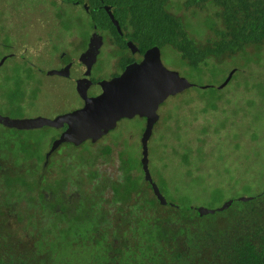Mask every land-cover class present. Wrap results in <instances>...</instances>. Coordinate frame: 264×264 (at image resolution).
Listing matches in <instances>:
<instances>
[{
	"label": "trees",
	"instance_id": "trees-1",
	"mask_svg": "<svg viewBox=\"0 0 264 264\" xmlns=\"http://www.w3.org/2000/svg\"><path fill=\"white\" fill-rule=\"evenodd\" d=\"M96 1L66 0L70 5L88 3L92 10L89 26L112 35L115 43L126 49L117 28ZM103 1L114 8L121 29L130 31V40L138 43L141 53L156 46L161 51L171 49L195 77L204 79V68L228 58H241L245 65L262 62L264 0H183L186 8L211 5L219 9L221 22L212 26L215 39L207 45L197 44L182 19L169 12L173 0ZM10 66V94L15 95V62ZM209 72L214 76L220 70L214 67ZM208 88L216 89L212 84ZM35 139L38 137L30 142L21 140L25 157L16 161L20 167L30 161L32 153L42 151ZM111 153L108 147L104 155ZM120 161L121 181L100 174L92 165L73 180L64 169L54 178L55 198L48 206L36 207L27 216L13 215L17 218L16 228L11 227L13 234L8 233L10 220L0 208V230L7 233V248L0 247V264H201L202 253L214 255L218 259L215 264H264V196L237 202L214 215L179 211L163 205L165 195L155 170L148 180L140 160L121 156ZM35 162H43V157ZM18 181L7 176V191L16 188ZM20 183L23 185L22 180ZM34 185L23 186L34 192L38 189ZM66 186L71 189L65 190ZM204 189L205 194L213 192L210 185ZM11 236L18 239L12 241L14 245L9 244ZM18 243L27 245L23 253L15 252Z\"/></svg>",
	"mask_w": 264,
	"mask_h": 264
},
{
	"label": "rangeland",
	"instance_id": "rangeland-1",
	"mask_svg": "<svg viewBox=\"0 0 264 264\" xmlns=\"http://www.w3.org/2000/svg\"><path fill=\"white\" fill-rule=\"evenodd\" d=\"M58 9L59 0H0V37L2 27H13L15 32L17 28L19 31L18 26L21 28L25 23V41H33V47H37L27 48L37 50L29 57L39 65L38 67H42L46 49L41 50L49 48L47 51L51 55L50 61L54 64L52 45H55ZM218 11L219 9L211 5L186 8L183 6V0H173L169 8L170 13L182 19L191 38L199 45H207L215 39L212 26L217 25L218 21L221 22L217 16ZM65 13L63 28L74 26L85 30L84 32L91 31L89 15L81 6L75 7L65 3ZM44 28H47L48 32L41 36ZM67 32L69 39L71 32ZM43 41L46 42L45 45ZM1 45L0 42V47ZM64 47L69 51L67 38ZM1 49L3 48H0V113L20 115L12 114L16 106H13L14 95L10 94V65L14 61L4 56ZM7 49L5 52H8ZM78 49L68 52L65 62L69 57H75L77 62L81 63L82 56L80 60ZM20 50L10 49L14 54L21 53ZM260 53V64L250 62L245 65V61L238 57L225 59L222 63L213 62L214 65L204 68L205 75L202 79L195 77V72L179 63L173 50L165 49L162 51L163 64L194 83L165 92L156 102V113L148 120L140 117L123 119L115 130L94 144L88 142L79 148L62 144L53 156V160L57 159L58 164L48 168L46 174L52 173L56 177L57 169L62 163L65 165L63 168H68L72 162V166L78 167V170L77 173L68 172L69 176L84 174L86 170L92 169L88 167L89 164L100 174L121 181L124 176L120 168L122 156L125 160H140L143 163V176L148 180L152 177V170H155L164 195L186 203L212 205L219 198L246 196L260 190L264 186V46ZM110 55L104 53L101 56L93 70L95 77L110 79L118 71L114 70ZM212 67H217L220 73L211 76L209 70L213 69ZM43 72L49 74H41L38 71V88L32 96L25 91L27 77L21 76L17 79L18 92L15 101L22 110H33V113L41 114V122L47 124L49 118L46 112L62 108L60 105L67 102L76 103L72 101L75 99L76 87L69 86V79L64 74H59L60 77L58 73L50 74L45 69ZM260 83H263V86ZM211 84L215 86V91L209 90ZM0 129L7 135L16 133L14 129L1 125ZM26 136L30 139L38 137L35 140L40 141L42 152L45 153L58 133L47 128L44 134L32 131ZM5 140L6 136L1 133L0 143ZM108 147L112 151L109 156L104 155ZM76 155H79L82 161L75 158ZM11 160L0 163V176L16 173ZM146 183L149 184V181ZM208 185L213 187L211 194H205L204 188ZM8 198L11 205L12 202L15 203L12 199L16 198ZM0 208L10 220L6 229L10 231L8 233L13 234L11 227L15 229L17 226V218L13 215L18 216L22 210L18 206L11 210L2 204ZM18 229L21 231V227L18 226ZM6 234L0 230V247L3 250L7 248ZM11 237V242L18 240L15 236ZM26 246L18 243L14 250L22 252ZM199 260L201 264H215L218 259L211 253H202Z\"/></svg>",
	"mask_w": 264,
	"mask_h": 264
},
{
	"label": "flooded vegetation",
	"instance_id": "flooded-vegetation-1",
	"mask_svg": "<svg viewBox=\"0 0 264 264\" xmlns=\"http://www.w3.org/2000/svg\"><path fill=\"white\" fill-rule=\"evenodd\" d=\"M98 1L101 4H98ZM98 1H96L95 3L99 8H102L106 12L105 7L108 6L111 8V11L114 14V8L111 5L104 3L103 0H98ZM65 3H67L66 0H65ZM73 5H75V7H78V5L81 6L82 9L84 10V12L85 11L87 12V15H89V18H90V15H92L91 6L88 3H83L82 5L81 4H73ZM65 14L66 13L64 11L63 17L65 16ZM56 18L58 19V15ZM63 20H62V23L60 25L58 32L56 31V24H55L56 38H54L55 39V43H54L55 45H52V50H54L53 56H52L54 58V64H52V62L50 61L51 55L49 54V51H47V50H49V48H44L41 50V51H45V49H46V51H47V52L45 51L46 56H44V58H43V59H45L44 65H42V67H44V68H42L41 66L38 67L39 65L34 63L33 60L29 57L32 54H34V52H36L37 50H35V49L27 50V48L32 49V48H37V47H35V46L33 47V43H31L33 41H30V42L25 41V39L23 37V31H25V29L27 28V25L25 23L21 26V28H20V26H18L19 31L17 28V31H15V32L13 31V27H8L6 29H5V27H2V33H1V37H0V42L2 43V45L0 48H3V49H1V51H4L3 52L4 56L11 59V61L13 60L15 62V75H14L15 81L14 82L17 86V90L15 91V95L13 97V102H14L13 106H16V107H15V110H13L12 114L33 113V110H27V111L22 110L19 107V105L17 104V102L15 101L16 93L18 92L17 79L21 76L27 77V84L25 86V91L29 96H32V94H34V92H35V89L38 88V85H37V81L39 80L38 79V71L41 72V74H42V73H44L43 70L45 69L47 72H50V74H53V73H55V74L58 73L57 75L64 74L67 76V79H69L68 80L69 86H72V88H75L74 84L72 83V77L73 76H79V75L83 74V72H86V74L90 77L92 84H95V83L102 81V80H112L113 78L120 76L129 64L135 63V62L140 63L141 60L143 59V56L145 53H141L140 48L138 46V43L136 41L130 40V36H129L130 31H124L123 29H121V32H118L120 34V36L122 37V40H124V42L127 45L126 49H122L117 43H115V39L113 38L112 35H110V37H109L106 33H103L99 29L93 28L91 26H90V28H91L90 32H84L85 30L81 29L80 27L77 28L74 26H71L68 29L63 28ZM25 21L26 20H24V22ZM56 22H57V20H56ZM67 31H69V33L71 32L69 39L67 36V33H68ZM47 32H48L47 28H44V29H42V33L40 35L42 36L43 33L47 34ZM36 35H38V34H36ZM49 35H51V34H49ZM49 35H48L49 40H51L52 38ZM61 37L63 38L62 49L59 45V41H60ZM66 38H67V43L69 45V51H66V49L64 47V43H65ZM11 41H13V43ZM129 42H131L136 47V49H138V50L133 52V50L128 47ZM45 44H46V42H44V45ZM6 48H8L7 49L8 52H5ZM10 49H21L20 50L21 53L14 54L10 51ZM77 49H78V51H80V55H79L80 60H81L80 56H82L83 54H88V56L90 55V57H91L92 55L89 52H92L94 50V52H93L94 60H93V63L91 64L90 67H89V65H90L89 59H85V61L81 60V63H79V62H77V58L69 57L68 60L65 62V58L68 55V52L76 51ZM95 52H97V53H95ZM5 53H7V54L5 55ZM104 53L105 54H108V53L111 54L110 56L113 60L112 63H113L114 68H115L114 70L115 71L118 70L113 75V77L110 79L98 78V77H95L93 74V70H94L96 64L100 61V58ZM49 61H50L51 65L49 64ZM59 61L62 62L61 65H59ZM79 64L82 66L78 67L77 65H79ZM26 73H30V74L26 75ZM44 74L48 75L49 73L46 74V72H45ZM59 76L61 77V75H59ZM74 91H75L74 92L75 93V99H73L72 101L78 102L80 99V93L77 91V89L76 90L74 89ZM72 103L67 102L66 104H63L60 106L64 107V106H68ZM52 112L53 111L51 109L49 112L45 113L48 115L47 117L49 118V122L47 124L43 123V126L40 128H32V129H24V130L14 128V127H8V126L4 125L1 122V119H2V116L4 113H0V125L7 128V129L12 128L16 131V133H14V135H7L5 132H2V130L0 129V134L2 133L3 135L6 136V140L3 143H0V163L2 161L12 159L11 161L13 162V165H14L13 168L16 169V173L7 174V175L2 174L0 176V204L6 205V207L12 206V208L14 206H18L22 210L21 213L18 214V216L19 215L27 216L29 214V212H33L32 209H36V207H41L44 204L46 206H48V204L51 203L52 200L55 198V195H54L53 190H52V185L54 183V178H55L54 175L55 174L53 175L52 173H49V175H48L46 173L49 170L48 168H51L52 165H54V164H58L57 159L53 160V156H55L54 154L56 153V151L58 150V148L61 145L54 152L50 153V151H51V147H52L53 143L57 139L60 138V136L62 135L63 132H65V130L67 129V126H64L63 128H58V129L51 127L50 123L52 122ZM39 116L41 117V120H42L43 116L41 114ZM143 119H146V118H143ZM146 120H148V119H146ZM47 128L54 129L58 133V136L55 137L54 139H52V141H51L52 143H51V146L48 149V151H45V153L41 151L38 154L32 153V157H30L31 159H30V161H28V163L25 162L24 164L21 165V167L19 165H17L18 163L16 161L18 159H23L25 157V154L23 152H21V148H20L21 140H24L26 142H30L32 139L27 137L26 134H29L32 131H38L39 129L44 132V130H46ZM116 128H117V126H116ZM103 138H104V136L100 140H102ZM100 140H98V141H100ZM88 142L93 143L92 141L88 140V141L84 142L83 144L88 143ZM65 144L75 146V145L70 144V143H65ZM83 144H81L80 146H75V147L79 148V147L83 146ZM41 150H42V148H41ZM49 153H50V155L48 156ZM38 157L39 158L43 157V162H41V163L35 162V160H37ZM75 158L82 161L81 158L79 157V155H76ZM63 166L65 167L64 163H62L61 166L57 169L58 170L57 175H61L63 173L64 169L66 170V174L68 175V177H70L72 180L75 177H78V175H80V174H78L76 176H69L68 172H71V173L76 172L77 173L76 170H78V167L74 168V166H72V162L70 163V165H68V168H63ZM89 166L90 165L88 164V167ZM0 170H2L1 166H0ZM71 170H73V171H71ZM86 171H85V173H87ZM7 176L10 177L11 179L19 178V181L14 183V185H16L17 187L14 189L8 190V191H7V186H6L7 185V182H6ZM21 180L23 181V185H28V183H33V184H35L34 187L38 188V189L34 192L28 191L26 189V187H24L22 185V183H20ZM69 189H71V187L66 186L65 190H69ZM41 195H43L42 198L40 197ZM8 196H11V198H16V199H12V200H14L15 203L12 202V205H11L8 202V199H9ZM32 196L34 197V200L32 199Z\"/></svg>",
	"mask_w": 264,
	"mask_h": 264
},
{
	"label": "water",
	"instance_id": "water-1",
	"mask_svg": "<svg viewBox=\"0 0 264 264\" xmlns=\"http://www.w3.org/2000/svg\"><path fill=\"white\" fill-rule=\"evenodd\" d=\"M105 10L118 32H121L119 21L111 8L107 6ZM64 11L65 0H59L57 32L62 23ZM62 44L61 37L59 41L61 49ZM128 47L133 52L138 50L131 42L128 43ZM93 52L94 50L89 52L91 57L88 54L82 55V61L89 59V67L94 60ZM61 64L62 62L59 61V65ZM72 83L80 93V99L75 104L52 112L50 126L57 129L67 126V129L53 143L50 153L65 143L75 146H80L88 140L95 143L114 130L122 119L151 118L156 113L158 98L169 90L187 85L188 79L163 64L162 51L156 46L145 52L140 63L129 64L120 76L112 80H102L92 84L90 77L83 72L79 76H73ZM1 122L8 127L23 130L43 126L41 117L36 112L20 115L3 114ZM263 196L264 186L246 196L219 198L212 205L186 203L169 196H165L162 203L179 211H197L200 216H208L224 212L237 202L246 203Z\"/></svg>",
	"mask_w": 264,
	"mask_h": 264
}]
</instances>
